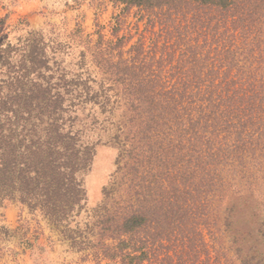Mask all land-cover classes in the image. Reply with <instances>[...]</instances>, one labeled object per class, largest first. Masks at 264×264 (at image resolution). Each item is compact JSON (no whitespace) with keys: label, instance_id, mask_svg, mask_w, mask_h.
I'll return each instance as SVG.
<instances>
[{"label":"trees","instance_id":"16d2710c","mask_svg":"<svg viewBox=\"0 0 264 264\" xmlns=\"http://www.w3.org/2000/svg\"><path fill=\"white\" fill-rule=\"evenodd\" d=\"M110 1L137 9L150 43L142 34L125 50L132 36L120 35L116 16L114 38L96 24L97 39L82 42V57L111 78L101 93L61 74L55 86L31 84L25 100L0 99V210L16 199L52 223L69 220L86 200L82 176L94 155L70 109L92 102L112 114L115 97L124 115L121 181L95 223L119 241L111 258L264 264V208L255 199L264 163V0ZM29 55L26 69L47 68L35 50ZM74 94L86 100L65 105ZM245 213L249 226L240 227Z\"/></svg>","mask_w":264,"mask_h":264},{"label":"rangeland","instance_id":"374dc122","mask_svg":"<svg viewBox=\"0 0 264 264\" xmlns=\"http://www.w3.org/2000/svg\"><path fill=\"white\" fill-rule=\"evenodd\" d=\"M119 15L123 23L120 35L132 36L125 50L142 34L147 45L150 43L152 33L146 29V19H141L137 9L123 12L122 6L110 0H0V99L25 100L30 96L31 84L55 86L61 74L80 89L87 85L101 93V85L105 90L111 78L98 72L89 54L82 57V42L90 34L97 39L96 24L104 27L102 33L106 40L114 38L112 27ZM79 28L82 37L76 34ZM33 50L38 59L47 60V68L26 69L32 67L29 54ZM1 56L6 61L5 69L1 68ZM26 70L30 75L25 76ZM4 79L7 82H2ZM74 97L76 94L66 96L65 105L71 99L86 100V95ZM114 100L112 97L108 107H113L112 114L102 113L101 106H93L92 102L70 109L77 117L75 128L80 131L81 139L94 150L90 169L82 176L86 200L82 201L81 208L66 222L55 224L16 199L6 200L0 210L4 225L0 226V264H123L120 258L109 255L119 242L111 237L109 226L95 225L98 217L115 202L111 192L121 181L116 171L118 159L124 153L125 135H120L119 130L124 115L123 108H118ZM257 174L255 199L263 209L264 163ZM250 220L247 213L242 214L237 225L249 226Z\"/></svg>","mask_w":264,"mask_h":264}]
</instances>
